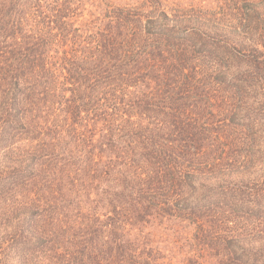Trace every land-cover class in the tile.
<instances>
[{
    "label": "trees",
    "instance_id": "1",
    "mask_svg": "<svg viewBox=\"0 0 264 264\" xmlns=\"http://www.w3.org/2000/svg\"><path fill=\"white\" fill-rule=\"evenodd\" d=\"M89 1L0 0V264H264V0Z\"/></svg>",
    "mask_w": 264,
    "mask_h": 264
},
{
    "label": "rangeland",
    "instance_id": "2",
    "mask_svg": "<svg viewBox=\"0 0 264 264\" xmlns=\"http://www.w3.org/2000/svg\"><path fill=\"white\" fill-rule=\"evenodd\" d=\"M106 0H99L97 3L93 1H89L87 5L88 11H94L95 8H93V4L98 6L100 2H104ZM110 2H116L119 4L124 3H152L151 0H107ZM158 1L160 4L159 6H156L157 8H166L167 10L170 9H177L179 7L181 8H188L190 10H197V12H205L208 11V13L216 14V12H220L219 8L225 4L230 3L231 0H155ZM152 5V4H151ZM164 230V229H163ZM168 232V231H167ZM166 234V233H165Z\"/></svg>",
    "mask_w": 264,
    "mask_h": 264
}]
</instances>
